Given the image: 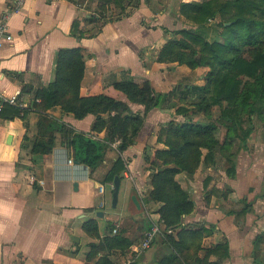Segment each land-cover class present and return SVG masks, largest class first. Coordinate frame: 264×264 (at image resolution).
Listing matches in <instances>:
<instances>
[{
	"label": "crops",
	"instance_id": "1",
	"mask_svg": "<svg viewBox=\"0 0 264 264\" xmlns=\"http://www.w3.org/2000/svg\"><path fill=\"white\" fill-rule=\"evenodd\" d=\"M188 2L202 0H25L20 4L0 0V23L6 18V33L11 36L10 41L1 39L0 89L6 95L20 91L27 106L16 108L12 118L0 114V264H97L101 255L95 258L90 245L113 235L110 230L115 225L133 241L124 254L107 252L108 263L121 264L141 239L136 240V228L142 218L158 223L159 205L144 200L151 189V174L159 165L154 152L165 149L158 135L176 116L169 100L145 114L142 105L129 102L112 84L147 80L155 92L168 94L179 78L192 77V69L184 65L157 60L176 31L193 27L179 13V5ZM74 22L80 39L73 35ZM74 48L84 57L81 97L104 95L127 104L133 114H145L134 143L122 150L119 138L104 140L106 129L92 132L94 115L78 120L59 106L44 112L71 131L104 140L103 161L94 170L74 161L62 133L53 134L54 144L48 153L32 152L41 115L33 107L39 101L36 91L52 82L57 51ZM119 158L124 171L121 201L118 197L115 208L120 202V209L105 213V199L111 198L112 191L106 176ZM244 162L238 153L232 176L221 172L222 177H217L215 167L203 165L193 174L175 176L194 202L193 211L182 219L185 228L214 226L203 234L198 257L205 254L202 249L220 243L228 246L225 259L209 256V262L215 264H264V245L260 250L261 242H256L264 234V204L244 197L255 176L246 166L241 172ZM223 189L228 190L226 201L250 203L244 215L238 214L244 207L216 200ZM133 195L140 209L132 203ZM99 211L102 217L97 216ZM87 221L96 223L97 238L83 229ZM101 222H105L103 232ZM157 261L140 255L135 262Z\"/></svg>",
	"mask_w": 264,
	"mask_h": 264
},
{
	"label": "trees",
	"instance_id": "2",
	"mask_svg": "<svg viewBox=\"0 0 264 264\" xmlns=\"http://www.w3.org/2000/svg\"><path fill=\"white\" fill-rule=\"evenodd\" d=\"M179 13L193 27L176 31L158 53L157 60L176 62L191 69L201 64L209 65L205 84L182 85L168 94L155 92L147 80L141 84L121 80L114 82L112 86L124 94L129 102L142 105L145 114L150 109L167 103V100L171 102L176 94L180 99L197 100L192 103L195 105V109H192L195 113L198 111L208 115L212 107L219 108L217 122L225 128L221 143L213 135L216 126L195 121L190 115V109L181 106L176 108L175 114L183 119L172 120L160 130L158 140L164 144L165 149L154 152V160L159 161V165L151 174V189L144 200L145 203L159 205L156 212L159 215L160 237L171 249L159 258L157 264H215L209 262V256L216 254L225 259L228 256V246L220 243L202 249L205 254L198 257L203 234L210 233L214 226H202L195 230L185 228L182 219L193 211L194 202L175 176L179 173L193 174L199 166L212 165L217 150H225L230 140L240 136L238 132L242 134L240 138L245 140L252 132L255 114H264V0H202L200 3H181ZM217 17L222 20L208 24L209 20L214 21ZM77 25V22L72 25L73 35L80 39L82 35L79 34ZM214 27L221 28L220 36L224 42L208 41L209 35L217 32L213 30ZM206 56L211 61H206ZM83 74L84 57L79 48L57 51L52 82L41 87L35 94L39 101L33 107L41 115L37 122L38 137L32 146V152L48 153L54 144L53 134L62 133L73 152L74 161L94 170L103 161L106 148L104 140L110 142L119 138L120 149H126L134 143L145 114H133L127 104L104 95L81 97L79 89ZM54 106H59L63 112L71 113L78 120L88 114L94 115L91 130L100 132L106 129V139L96 140L90 134L71 131L63 123L44 113ZM15 112V107L6 105L1 114L12 118ZM244 122L248 123L250 129L243 130L241 126ZM123 171V161L119 158L107 174L106 180L113 182L115 176L123 179ZM226 172L234 174L233 166ZM240 201L245 202L243 199ZM249 205L250 203L246 204L238 214L244 215ZM151 225L150 222L146 229ZM83 229L92 237H98L96 223L87 221L83 224ZM259 240L258 236L256 242ZM132 244L133 241L125 235V231L119 230L90 247L94 257L101 255L97 264H110L106 259L108 251L118 250L124 254ZM132 264L137 263L134 261Z\"/></svg>",
	"mask_w": 264,
	"mask_h": 264
},
{
	"label": "rangeland",
	"instance_id": "3",
	"mask_svg": "<svg viewBox=\"0 0 264 264\" xmlns=\"http://www.w3.org/2000/svg\"><path fill=\"white\" fill-rule=\"evenodd\" d=\"M228 17V16H227ZM222 19L220 17H217L213 22H210L212 20H209L208 23H210L211 25L221 21ZM213 30L217 31L216 33H213L211 35H209L208 41L212 42L214 40L219 41V42H224L222 36H220L221 33V28L218 27H214ZM219 34V35H218ZM200 46V45H199ZM198 46V47H199ZM198 49V48H196ZM198 51V50H197ZM201 54V53H198ZM209 55V54H207ZM243 55H246V49H244V53ZM206 61H211L209 60V56L205 57ZM178 65H182V64H178ZM186 66V65H184ZM187 67V66H186ZM189 68V67H188ZM191 69V68H189ZM209 71V65L206 64H201V65H197L194 66L192 68V74L190 76H188V78H179L176 82V85L174 86L177 87L179 85V87H181L182 85H196V86H201L203 84H205V75L206 73ZM197 101V100H196ZM195 100H191V99H180L179 95L176 94L174 100H171L170 106L172 105V109L175 113V110L177 107L181 106V107H185L187 109H190L192 111V109H195V105L192 103H196ZM192 116V118L195 121H198L200 123L203 124H212L214 126H216V130L214 132V137L219 141V143H221L223 141V137L225 135V128L218 124L217 119L219 116V108L216 107H212L209 112L208 115H203L202 113H199L198 111L195 113L194 111H192V113L190 114ZM175 119L172 120H179L181 121L183 118L180 115H176ZM171 120V121H172ZM169 123V122H168ZM252 123H253V128H252V132L249 134V136L244 140L242 138H240L242 136V134H240V132H238V137H235L232 141L230 140V144L229 146L222 151L217 150L216 154L214 156V160H213V164L209 165L212 167H215V171H218L217 177H222L221 172H225L227 174V176H232L234 174H229L228 172H226V170L233 166L234 171H235V163L234 160L236 158V156L238 155V153H241V155H243L245 162H244V167L241 169V172H245V166L247 167V169L250 171H252V173L255 175L254 176V180L252 181V183L247 184V193L246 195H244V197L247 199H251L254 201L250 202H260L264 204V114L263 115H257L255 114V116L252 119ZM243 130H248L250 129V126H248V123H243L242 126ZM249 164L248 166L246 165ZM97 187V185L95 186ZM218 193L220 195L216 196V200L220 203H228L231 206L232 205H237L238 207H246V201H234L231 199V201H226L227 200V194L226 190L223 189L222 191H218ZM224 193V194H223ZM121 189H120V194H119V201H121ZM226 196V197H225ZM105 204L106 207L104 210H102L105 213L108 212H114V213H118V210L120 209V202L118 204L117 208H113L112 204H111V198L109 199L107 197V199H105ZM236 207V206H235ZM101 212V211H99ZM107 216V215H106ZM142 224L137 226L136 228V240L138 241L139 238H142V234L143 232L146 230V226L150 224L149 221H147V218H142ZM105 222H101L100 223V232H103L105 229ZM160 237V236H159ZM157 237L155 239V241L152 243L151 247L145 251L142 254V257H144L146 260H153V259H157L159 260L160 257H162L163 255H166L171 249L170 247L167 245V243H164L162 240V237ZM260 245L258 248H261L260 250H262V246L264 245V234L262 235V237H260ZM259 250V249H258Z\"/></svg>",
	"mask_w": 264,
	"mask_h": 264
},
{
	"label": "built area",
	"instance_id": "4",
	"mask_svg": "<svg viewBox=\"0 0 264 264\" xmlns=\"http://www.w3.org/2000/svg\"><path fill=\"white\" fill-rule=\"evenodd\" d=\"M25 0H17V3L20 4ZM6 18H3L2 22L0 23V46L2 45L1 39H5L10 41L11 36L7 34V28L5 23ZM21 95L22 93L20 91L15 92L13 95H6L1 89H0V114L3 111V108L6 105L24 109L26 108L25 102L21 101ZM91 138L99 140L98 137L91 135ZM71 162V161H69ZM118 231V225H115L112 229V234H116ZM161 235L160 228L158 226V223H152L151 227L146 229L143 234L142 238L140 239L139 243L135 244L131 248V253L123 259L121 264H132L136 259L142 255L145 251H147L152 243L155 241L157 237Z\"/></svg>",
	"mask_w": 264,
	"mask_h": 264
},
{
	"label": "water",
	"instance_id": "5",
	"mask_svg": "<svg viewBox=\"0 0 264 264\" xmlns=\"http://www.w3.org/2000/svg\"><path fill=\"white\" fill-rule=\"evenodd\" d=\"M9 143V141H8ZM120 182H121V179L118 177V176H115L114 179H113V182H112V193H111V204H112V207L115 208L116 207V204H117V201H118V193H119V189H120ZM76 187V185H75ZM131 201L132 203L134 204V206L137 208V209H140V205L138 203V200L136 199V196H131ZM97 216L99 217H102V213L99 212L97 214Z\"/></svg>",
	"mask_w": 264,
	"mask_h": 264
}]
</instances>
